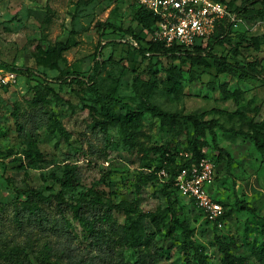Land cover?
Here are the masks:
<instances>
[{"label":"rangeland","instance_id":"1","mask_svg":"<svg viewBox=\"0 0 264 264\" xmlns=\"http://www.w3.org/2000/svg\"><path fill=\"white\" fill-rule=\"evenodd\" d=\"M79 1L0 0V70L6 65L19 69L15 84L0 85V254L17 244L32 257L33 264H103L69 212L57 214L53 203L51 208L40 207L46 223L36 221V210L27 217L29 203L22 191L58 193L61 187L53 178L75 167L80 184L65 190L66 197H79L94 186L104 192L107 202L138 210L133 217L134 235L140 237L137 248L126 246L118 252L116 264H134L140 253H147L145 245L154 254L152 264H197L194 247L208 264H222L216 238L245 264H262L257 251L264 246V154L251 143L216 129L218 146L232 159L220 160L210 136L203 137L206 146L201 149V160L212 167V181L204 188L225 213L219 228L176 183L187 169L175 176L159 169L170 155L174 157L171 169L190 158L191 131L172 135L148 113L132 128L134 145L125 142L117 125L105 134L92 131L86 106L92 96L84 88L59 87L56 81L62 72L90 73L99 43L105 44L101 28L111 24L121 30H106L114 46L105 50L104 57L112 55L113 62L103 66L97 87L134 110L139 103L148 102L168 113L204 115L225 128L264 131V85L239 82L228 74L219 78L202 74L192 80L184 73L181 90L172 94L166 89V74L147 67V60L130 44L125 32L128 26L145 40L149 34L131 23L129 2ZM70 34L73 46L64 53L65 61L59 62L58 70L36 65L31 54L35 44L47 49L55 42H66ZM231 35L245 37L237 60L246 56L257 59L264 74V17L236 20ZM216 49L234 60L224 47ZM36 94L46 97L48 103L34 104ZM114 113L123 115L125 107H117ZM152 147L165 151L164 158L152 152L144 155L143 149ZM242 203L252 210L242 209ZM15 211L25 218L17 220ZM153 215L162 220L158 228L151 222ZM172 215L188 227L191 239L182 234ZM114 217L119 225L124 223L122 213L116 212Z\"/></svg>","mask_w":264,"mask_h":264},{"label":"trees","instance_id":"2","mask_svg":"<svg viewBox=\"0 0 264 264\" xmlns=\"http://www.w3.org/2000/svg\"><path fill=\"white\" fill-rule=\"evenodd\" d=\"M219 1L227 5L236 20L251 21L259 17H264V0ZM128 5L133 10L131 23H135L149 34V39L145 40L135 33L131 25L128 26L125 32L131 39L130 44H135L136 53L147 60V67L152 68L155 72L159 68L166 74V89L170 93L177 94L181 90V80L184 73H187L192 80L202 74L211 75L213 78H219L221 75L228 74L239 82L256 81L264 85V74L258 66L257 59L252 57L249 59L246 56L241 61L237 60V57L241 55L239 47L245 41V37L242 35H231L235 21L231 22L227 18L221 20L216 25L215 31L210 37L205 40H199L191 47L177 45L166 47L163 42L155 39V17L148 10L137 6L133 2H129ZM108 29L114 33L120 31L121 27H116L111 24H104L102 26L100 36L105 44L99 43V47L95 51L94 63L90 73L87 76H83L75 72H62L56 81L59 87L67 86L71 87L72 90L84 88L92 96L90 104L86 105L88 115L91 119L89 128L92 131L96 130L105 134L110 126L117 125L123 133L125 142L134 145L136 143L132 137V128L138 125V122L145 113L150 114L153 118L159 119L172 135L182 131H191L192 138L188 141L191 149L190 158L182 165L174 166L171 169L174 163V157L170 155L164 159L159 167V169L165 170L171 176H175L182 169L189 171L192 167L198 165L204 156L201 153V149L206 146V141L203 138L205 134L210 136L220 160L223 158H227L228 161L232 160L228 153L218 146L216 129L251 143L255 150L263 156L264 131L254 130L249 132L241 129L225 128L214 119H205L204 115L195 116L168 113L148 102L139 103L138 108L134 110L118 98L100 91L97 83L101 70L105 64L113 62L112 55L104 57L105 50L108 47L112 48L114 46V40L107 37L108 33H110L106 32ZM71 36L70 34V38L66 42H55L47 49H43L39 44H35L31 54L36 65L58 70L59 62L65 61L64 53L73 46ZM143 42L144 45L142 44ZM217 47H224L234 60H230L227 56L217 53ZM165 61L166 64L164 63ZM3 69L19 70L11 65H6ZM136 82L137 78H134V83ZM223 93L226 96H230L231 94L225 90ZM33 103L36 105L37 103L44 104L48 103V100L46 97L36 94ZM123 106L125 107V113L123 115H116L114 113L115 109ZM143 152L146 156L150 152L154 155H160L162 158L165 155V151L162 152L161 148L156 147L143 149ZM146 167H149V165L147 164ZM53 179L61 187V191L58 193L45 195L31 188L22 191L26 195L29 203L27 211L28 218H31L34 210H36L39 211L35 216L36 221L40 225L46 223L47 219L43 217L40 207L47 206L51 208L53 203L55 204L54 209L57 214L62 215L65 212H69L71 218L82 227L85 238L90 239L89 245L100 253L99 262L103 264H116L118 252L123 251L126 246L132 249L137 248L138 244L136 242L139 241L140 237L134 235L135 226L133 217L138 213L135 207L125 203L113 204L107 202L104 199V192L95 189L94 186L79 197H66L65 190H73L80 184V177L75 167L66 169L62 177H54ZM241 208L252 210L244 203H242ZM116 212L124 215V223L121 225L117 223L114 217ZM224 214L221 216L222 220L224 219ZM15 217L18 220L20 217L25 218V215L19 211H15ZM171 219L180 226L182 234L188 239L192 238L190 230L184 223L175 219L174 215H172ZM151 222L155 228H158V224L162 220L158 215H153ZM216 244L218 250L222 253V264H245L242 258L236 257L230 252L228 244L221 242L218 238H216ZM144 248L147 253H140L134 264H152L154 254L149 251L146 245ZM193 256L197 264H208L204 255L196 247H194ZM257 256L262 264H264V246L259 248ZM0 262L1 264H23L25 262L27 264H33V259L19 245L14 244L8 252L0 254Z\"/></svg>","mask_w":264,"mask_h":264},{"label":"built area","instance_id":"3","mask_svg":"<svg viewBox=\"0 0 264 264\" xmlns=\"http://www.w3.org/2000/svg\"><path fill=\"white\" fill-rule=\"evenodd\" d=\"M133 2L148 10L156 19L155 39L166 47L177 45L191 47L199 40L210 37L216 25L223 19L236 21L226 4L219 0H119ZM17 73L0 70V85H13ZM182 192L197 202L206 218L219 228L222 226V206L205 191V184L212 181V167L205 160L189 171H183L175 179Z\"/></svg>","mask_w":264,"mask_h":264}]
</instances>
